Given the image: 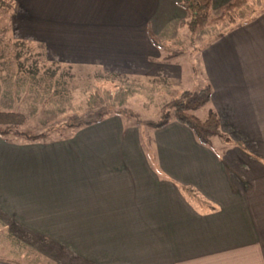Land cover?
<instances>
[{
	"label": "crops",
	"instance_id": "0c3cea01",
	"mask_svg": "<svg viewBox=\"0 0 264 264\" xmlns=\"http://www.w3.org/2000/svg\"><path fill=\"white\" fill-rule=\"evenodd\" d=\"M8 1L0 5L8 37L47 42L18 29L34 24L26 20L30 8ZM179 1L112 0L106 3L112 14L120 5L124 15L111 20L106 13L85 16L84 5L93 0H57V50L36 54L155 77V67L138 72L143 63L133 56L118 61L106 32L120 29L127 49L133 29L142 37L150 29L155 39L148 36V57L159 58L155 49L187 14ZM227 1L212 0L213 10ZM201 58L214 86L211 99L235 142L222 155L178 121L153 128L119 114L65 138L0 135V220L7 233L73 236L71 258L58 248L46 254L58 264H264V14L218 36ZM33 75L26 67L0 65V111H19L31 121L33 104L26 99L39 90L34 84L42 85ZM0 264L27 263L0 256Z\"/></svg>",
	"mask_w": 264,
	"mask_h": 264
},
{
	"label": "rangeland",
	"instance_id": "374dc122",
	"mask_svg": "<svg viewBox=\"0 0 264 264\" xmlns=\"http://www.w3.org/2000/svg\"><path fill=\"white\" fill-rule=\"evenodd\" d=\"M7 1L0 0L1 8H5ZM19 2L26 3L27 7L30 8L28 13L32 17H27L26 20L33 21L34 24L22 25L18 29L23 33L38 37V39L40 35L48 39L47 42L34 39L25 43L24 39L15 40L8 37L3 28H0V65L26 67L28 71L34 74V83H42V85L34 84V88H39V90L34 89L30 98L26 99L30 104H33L31 111L34 115L30 116L31 121H24L21 126L16 127L28 132L50 130L55 126H60L70 114H83L87 110L94 111L100 106H105L111 114L119 113L122 118L131 123L158 121L161 119L162 109L169 105L175 97L181 98L184 94L194 95L206 86L211 88L212 97L214 86L211 77L205 72L201 60V50L204 52L218 36H224L264 14V0H247L246 5L238 12L234 22H224L195 32L192 31L188 22L177 28L172 27V31L167 32L171 39L165 43L161 42L160 46L155 49L160 52L159 58L155 59L148 57L152 49L149 47L151 44L148 42L146 28L143 37L140 28L133 29L132 32L136 37L132 38V43L127 44V49L123 46L122 41L120 42V35L122 36L120 29L117 27L110 28L106 32V37H110V41L105 43L111 50L119 53L117 60L122 61L123 58L121 57L124 55L133 56L134 58L131 60L134 59V62L143 63L142 70L137 69L138 72H143L144 67L150 69L155 67L159 71V75L149 78L144 75L141 76L139 73L133 74L131 72L130 74L133 75H124L103 71L88 65L77 67L72 64L70 66L64 65L62 61L56 63L53 60L40 58L36 54L37 52H44L48 49L50 51L57 50V21L59 18L57 0H19ZM104 2L93 0L92 3H86L84 6L89 7V10L85 16L90 17L95 13H106L111 16L107 17L111 20H118L121 18L120 14L123 17L124 11L120 5L116 6L121 11L115 9L113 10L114 14H112L111 4H106L111 3L112 0H104ZM48 3L50 6L46 7L45 4ZM145 8L147 11L146 5ZM218 11L219 7L214 9L212 13L217 14ZM132 13L133 11L128 12V15L130 16ZM142 15L143 12L140 13V17ZM41 16L49 21L47 25L42 22ZM1 18H7L4 10H1ZM91 19L99 20L97 17ZM173 30H175L174 33ZM144 38L145 42H143ZM173 39L177 42H171ZM94 45L90 44L91 48ZM170 75L172 77H169ZM211 97L206 105L196 111V114L201 120H204L209 111L215 112L219 120L217 131H220L219 134L229 137L230 140L231 136L226 128L228 123L224 121V115L219 112V108L214 104ZM66 133V127L57 128L51 130L50 137L58 138ZM219 134L211 135L210 142L211 147L222 155L227 149L226 147H229V142ZM145 145L148 146L147 143ZM151 157L154 158L153 153ZM58 237L54 235H11L7 233L0 220V256L13 258L27 264H58L46 254L48 255L49 252L58 248L71 258L72 251L70 248L73 236ZM63 238L68 242H62ZM37 247L49 249L48 252L43 250L42 252Z\"/></svg>",
	"mask_w": 264,
	"mask_h": 264
},
{
	"label": "trees",
	"instance_id": "16d2710c",
	"mask_svg": "<svg viewBox=\"0 0 264 264\" xmlns=\"http://www.w3.org/2000/svg\"><path fill=\"white\" fill-rule=\"evenodd\" d=\"M247 0H229L221 7L217 14H213L212 0H180L178 4L186 11V16L179 20L178 26L188 22L192 31L219 25L224 22H234L238 12L246 5ZM148 36L153 40L155 36L148 29ZM211 88L206 86L194 95L184 94L181 98L175 97L169 105L161 111V119L158 121H145V125L158 128L166 125L174 120L188 126L196 140L203 145L211 147L210 137L219 134L217 131L218 118L213 111H209L204 120H201L196 111L210 101ZM105 106H100L94 111H85L83 114H70L66 120L60 125L55 126L47 131L28 132L17 129L24 121V115L17 111H0V135L8 137L9 135H17L27 141H47L54 139L50 137L51 130L66 127L67 133L61 137L70 136L74 131L90 124L101 121L108 115ZM113 114V113H112ZM119 114V113H114ZM120 115V114H119ZM139 124V121L135 122ZM224 140H228L229 145L235 142L227 138L224 134H219ZM60 138V137H59ZM52 263V262H50Z\"/></svg>",
	"mask_w": 264,
	"mask_h": 264
}]
</instances>
